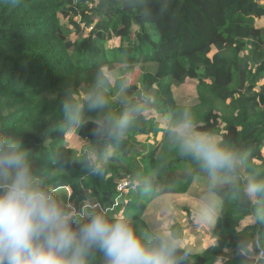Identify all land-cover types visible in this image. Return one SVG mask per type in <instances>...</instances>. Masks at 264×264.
<instances>
[{
    "label": "trees",
    "instance_id": "trees-1",
    "mask_svg": "<svg viewBox=\"0 0 264 264\" xmlns=\"http://www.w3.org/2000/svg\"><path fill=\"white\" fill-rule=\"evenodd\" d=\"M161 1L0 0V264H264V0ZM190 191L208 228L149 227Z\"/></svg>",
    "mask_w": 264,
    "mask_h": 264
},
{
    "label": "rangeland",
    "instance_id": "rangeland-1",
    "mask_svg": "<svg viewBox=\"0 0 264 264\" xmlns=\"http://www.w3.org/2000/svg\"><path fill=\"white\" fill-rule=\"evenodd\" d=\"M152 5L155 7V10L159 14L161 20H164L171 16L172 12L170 11V5H166L161 0H153ZM226 57L231 58L229 53L225 54ZM108 79L114 85L117 79L120 78L119 74L113 73L108 74ZM206 91V86L200 85L199 87H195L188 83V85L181 86L179 88L173 89L175 98L180 103L193 102L197 93H202ZM94 118L100 120L99 114H95ZM160 129L155 127V124L151 126V140H159L161 133ZM75 130L71 131L67 134L66 140L68 142V146L74 151V155L77 160L87 159L92 156L93 151L95 150L96 144L89 141L79 140L75 136ZM143 140V138H140ZM217 143L216 139H210L208 143V148L211 152L215 154V145ZM217 156V153L215 154ZM138 160V159H137ZM200 188V186H198ZM34 194L35 191H30L26 193ZM197 191H190L189 194L186 195H177V196H158L155 198L146 209L144 214V220L146 223L150 225L149 227L152 229L158 228L157 226L161 223L162 226L168 224V228L172 227L173 233H176L178 225H205L208 228L211 224V221L214 219V211L211 208L210 202H204L193 195L196 194ZM25 198V193L23 195ZM32 199L31 201H36L38 196L34 195L33 197H29ZM27 199V198H26ZM206 199V196L204 197ZM28 201L24 202V205L27 204ZM166 204V208L164 205ZM217 211V207H216ZM163 216H167L170 218L164 219ZM203 216V217H202ZM162 218V219H158ZM157 218L156 222L155 219ZM121 221V218H119ZM174 221V222H173ZM168 230V229H167Z\"/></svg>",
    "mask_w": 264,
    "mask_h": 264
},
{
    "label": "crops",
    "instance_id": "crops-1",
    "mask_svg": "<svg viewBox=\"0 0 264 264\" xmlns=\"http://www.w3.org/2000/svg\"><path fill=\"white\" fill-rule=\"evenodd\" d=\"M243 227L244 226H241L240 228H243ZM176 229H177V231L175 233L176 237H174V238H177V237L180 238L181 237V231L179 230V228H176ZM172 232H174V231H172ZM201 234H202V238L201 237H198V238H200L203 241L204 244L210 245L211 243H209V241H210V232H209V229L204 228V230L201 231ZM165 236L168 237V239L170 240V242H173V243L179 242V241H176V239H173L171 237V235H170L169 232H165ZM187 244H189V246L200 247V246H197V242L194 241V239H189L188 241H184L182 243V245H187Z\"/></svg>",
    "mask_w": 264,
    "mask_h": 264
},
{
    "label": "built area",
    "instance_id": "built-area-1",
    "mask_svg": "<svg viewBox=\"0 0 264 264\" xmlns=\"http://www.w3.org/2000/svg\"><path fill=\"white\" fill-rule=\"evenodd\" d=\"M130 187V183L127 182V181H120L118 184H117V187H116V190L119 194H123L124 192H126L128 190V188ZM18 197L20 199H22L24 202H26V198L23 196L24 193L22 192H19L17 193ZM25 196L27 197V195L25 194ZM38 196V195H37ZM30 199V198H28ZM28 201V200H27ZM96 205L98 206V204L96 203ZM263 257V253L259 252L258 253V258L262 259Z\"/></svg>",
    "mask_w": 264,
    "mask_h": 264
}]
</instances>
